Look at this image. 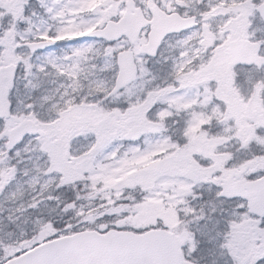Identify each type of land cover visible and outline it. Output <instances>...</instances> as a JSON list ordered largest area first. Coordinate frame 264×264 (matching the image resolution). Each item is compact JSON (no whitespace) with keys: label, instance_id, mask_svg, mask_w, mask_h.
I'll list each match as a JSON object with an SVG mask.
<instances>
[{"label":"snow or ice","instance_id":"6c2138e0","mask_svg":"<svg viewBox=\"0 0 264 264\" xmlns=\"http://www.w3.org/2000/svg\"><path fill=\"white\" fill-rule=\"evenodd\" d=\"M0 264H264V0H0Z\"/></svg>","mask_w":264,"mask_h":264}]
</instances>
